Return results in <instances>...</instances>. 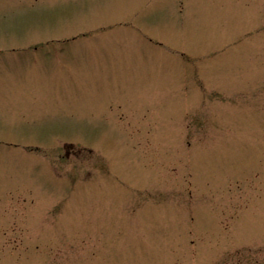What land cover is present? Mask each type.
Segmentation results:
<instances>
[{"label":"rangeland","instance_id":"1","mask_svg":"<svg viewBox=\"0 0 264 264\" xmlns=\"http://www.w3.org/2000/svg\"><path fill=\"white\" fill-rule=\"evenodd\" d=\"M0 264H264V0H0Z\"/></svg>","mask_w":264,"mask_h":264}]
</instances>
